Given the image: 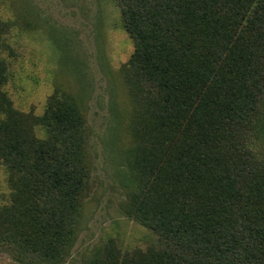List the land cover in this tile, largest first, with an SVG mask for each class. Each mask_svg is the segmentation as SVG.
Returning <instances> with one entry per match:
<instances>
[{"label":"trees","instance_id":"obj_1","mask_svg":"<svg viewBox=\"0 0 264 264\" xmlns=\"http://www.w3.org/2000/svg\"><path fill=\"white\" fill-rule=\"evenodd\" d=\"M114 1L134 43L123 71L139 105L125 210L158 241L110 238L86 264H264V0ZM8 27L0 17V264L4 254L54 264L88 188L85 120L68 94L38 117L14 106Z\"/></svg>","mask_w":264,"mask_h":264},{"label":"rangeland","instance_id":"obj_2","mask_svg":"<svg viewBox=\"0 0 264 264\" xmlns=\"http://www.w3.org/2000/svg\"><path fill=\"white\" fill-rule=\"evenodd\" d=\"M0 17L9 26L2 51L9 69L5 90L14 106L38 117L52 95L68 94L85 120L88 188L72 247L54 264H86L110 238L123 248L156 243V233L125 210L139 105L123 71L134 43L118 4L0 0ZM8 194L6 170L0 165V205ZM1 264L28 263L4 254Z\"/></svg>","mask_w":264,"mask_h":264}]
</instances>
